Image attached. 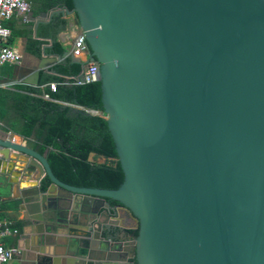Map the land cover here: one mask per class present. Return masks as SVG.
I'll use <instances>...</instances> for the list:
<instances>
[{"label":"water","instance_id":"water-1","mask_svg":"<svg viewBox=\"0 0 264 264\" xmlns=\"http://www.w3.org/2000/svg\"><path fill=\"white\" fill-rule=\"evenodd\" d=\"M66 11L100 64L124 181L70 184L0 138V185L21 176L9 182L31 206V261L118 264L102 235L116 201L138 229L137 264H264V0H73Z\"/></svg>","mask_w":264,"mask_h":264},{"label":"trees","instance_id":"trees-1","mask_svg":"<svg viewBox=\"0 0 264 264\" xmlns=\"http://www.w3.org/2000/svg\"><path fill=\"white\" fill-rule=\"evenodd\" d=\"M58 3H64L67 8L73 9V0H45L44 9L48 10ZM57 19L58 23L55 22ZM66 23V20L56 18L42 26L39 33L42 37L55 38L58 24ZM37 43L41 45L43 41L33 40L30 48ZM47 51L62 55L66 49L55 40ZM54 69L58 75L42 74L38 86L0 88V121L6 125V129L19 135H34V147L48 159L52 170L60 179L77 186L118 188L124 181V172L105 119L101 82L98 80L77 84L75 78L81 73L83 65L70 58L64 63L56 64ZM66 76L71 78L69 83L66 82ZM48 81L57 83L56 90H51L50 86L48 89H41L40 86ZM61 101L85 109L64 107ZM87 109L98 110L101 114H93ZM92 153L95 157H105L107 161H90ZM48 183L49 179L46 177L43 186L47 187ZM128 232L138 235V229H129Z\"/></svg>","mask_w":264,"mask_h":264},{"label":"crops","instance_id":"crops-1","mask_svg":"<svg viewBox=\"0 0 264 264\" xmlns=\"http://www.w3.org/2000/svg\"><path fill=\"white\" fill-rule=\"evenodd\" d=\"M29 1L31 2V9L29 12L25 14L16 13L9 21L6 22L12 30V34L8 39V44L17 51L20 59L18 63H8L9 65L6 67L0 66V88L14 89L16 85L38 86L40 84V77L42 74L45 76L58 75L54 66L58 63H64L67 58H70L71 61H76L75 59H78L82 62V65L88 63V55L78 57L73 54L75 38L82 32L84 33L80 27L75 26L74 24L76 14H69L66 11L67 6L64 3H58L54 7L45 10V0ZM56 18H59L60 20L64 19L67 23L65 25L58 24V31L55 38L42 37L39 33L41 27L52 22ZM55 22L58 23L59 20L57 19ZM33 40H40L43 41V43L41 45L38 43L33 44L34 46L32 45V48H30V42ZM55 40L65 47L66 51L64 54L61 55L47 51V48H50ZM39 50L40 52H37ZM9 68L10 71L8 70ZM36 68H39L40 71L38 85L31 84L29 81L24 80L30 75L29 71ZM65 79L66 82L69 83V79L71 78L66 76ZM50 83L49 81L44 82L40 86L41 89H48ZM51 90L56 89L51 88ZM82 108L84 109V107H79V109ZM5 126L6 125L0 121V138L11 139L15 137V142H21L37 150L34 147L36 145L34 135L25 137L9 130L8 128L6 129ZM89 160L103 163L105 162V157H95V154L92 153ZM17 164L18 166L15 168L20 169V164ZM10 177L16 180H18V178L20 181L22 180L21 176L15 178V176L7 174L5 178L6 184L0 185L1 216L9 221L14 228H17L20 231L19 234H12L3 238V241L7 246H14L18 249V252L7 264H34L31 261L32 254L34 253V245L31 242L32 235L34 234V226L30 222V217L32 216L31 206H20L21 201L18 198V196H20V188H17V185L14 187V184L9 182ZM26 184H28V182L22 181L20 186L23 187ZM47 248L49 255L58 258L60 263H63L67 259L65 250L57 244H51Z\"/></svg>","mask_w":264,"mask_h":264},{"label":"built area","instance_id":"built-area-1","mask_svg":"<svg viewBox=\"0 0 264 264\" xmlns=\"http://www.w3.org/2000/svg\"><path fill=\"white\" fill-rule=\"evenodd\" d=\"M31 9V2L29 0H0V66L4 64L18 63L20 56L17 51L8 44V39L12 34L10 26L6 24L16 13H27ZM89 51L88 43L85 33L79 34L74 41L73 54L78 57L87 56ZM100 64L96 61H90L83 66L81 71V78L76 77L77 84H84L98 81ZM56 82L50 83V88L56 89ZM49 98V95H45ZM93 114H101L100 111L94 109H87ZM12 140H16L15 137ZM18 229L4 219L0 213V264H7L18 249L14 246H7L3 238L8 235L17 234Z\"/></svg>","mask_w":264,"mask_h":264},{"label":"flooded vegetation","instance_id":"flooded-vegetation-1","mask_svg":"<svg viewBox=\"0 0 264 264\" xmlns=\"http://www.w3.org/2000/svg\"><path fill=\"white\" fill-rule=\"evenodd\" d=\"M107 159L105 158V162ZM84 201V200H83ZM84 203V202H83ZM117 204L111 202L113 209H108L110 217L114 216L115 219L107 226L104 227L102 235L110 244L111 254L119 256L121 260L117 261L118 264H137L134 256V240L136 236L128 232L129 229H134L135 223L130 217V213L126 209H122L121 212L115 211ZM20 231L18 229L19 234Z\"/></svg>","mask_w":264,"mask_h":264},{"label":"rangeland","instance_id":"rangeland-1","mask_svg":"<svg viewBox=\"0 0 264 264\" xmlns=\"http://www.w3.org/2000/svg\"><path fill=\"white\" fill-rule=\"evenodd\" d=\"M101 159H103V158H101Z\"/></svg>","mask_w":264,"mask_h":264}]
</instances>
